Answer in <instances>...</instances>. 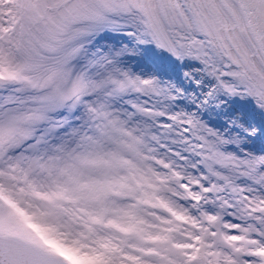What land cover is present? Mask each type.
Returning a JSON list of instances; mask_svg holds the SVG:
<instances>
[{
  "label": "snow or ice",
  "instance_id": "snow-or-ice-1",
  "mask_svg": "<svg viewBox=\"0 0 264 264\" xmlns=\"http://www.w3.org/2000/svg\"><path fill=\"white\" fill-rule=\"evenodd\" d=\"M0 264H264V0H0Z\"/></svg>",
  "mask_w": 264,
  "mask_h": 264
}]
</instances>
